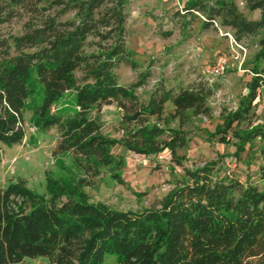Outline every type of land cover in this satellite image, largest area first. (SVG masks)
Listing matches in <instances>:
<instances>
[{"label":"trees","instance_id":"obj_1","mask_svg":"<svg viewBox=\"0 0 264 264\" xmlns=\"http://www.w3.org/2000/svg\"><path fill=\"white\" fill-rule=\"evenodd\" d=\"M239 1L248 11L259 10L258 19L247 18ZM126 3L0 0V22L14 9L38 15L27 18L20 34L0 40V143L23 140L24 112L30 111L38 129L56 128L53 163L66 173L47 170L42 194L21 178L0 188V264L34 257L50 264H103L107 253L116 256L114 264H264V184L219 178L207 164L184 169L157 203L140 210L94 203L83 190L103 168H120L111 152L116 143L144 155L164 149L174 154L186 143L188 111L210 112L203 86L159 85L140 100L135 89L146 77L118 83V64H132L124 41ZM184 10L201 14L204 27L228 28L237 42L257 37L247 93L222 117L214 132L221 134L246 118L264 87V0H186ZM111 103L122 110L118 140L101 132L99 111ZM171 121L178 126L170 127ZM233 132L239 146L264 137L261 127Z\"/></svg>","mask_w":264,"mask_h":264},{"label":"rangeland","instance_id":"obj_2","mask_svg":"<svg viewBox=\"0 0 264 264\" xmlns=\"http://www.w3.org/2000/svg\"><path fill=\"white\" fill-rule=\"evenodd\" d=\"M185 1L127 0L124 41L133 65L121 62L115 72L118 83L124 86L146 77L135 89L140 100H146L159 85L172 89L203 86L209 92L206 103L210 112L193 115L188 111L189 119L182 127L186 132V143L177 147L174 154L164 149L157 154L144 155L117 143L113 145L111 152L116 160H121L120 168L117 164L103 168L99 175L88 177L91 183L83 187L94 203L119 210L149 207L182 178L184 169L207 164L219 178L248 180L259 186L264 184L260 179V167L264 165V137H255L239 146V138L233 135L234 130L240 134L251 127L264 129V87L258 89L245 119L234 122L226 132L214 133L217 125L222 123V117L235 111L247 93L258 49L257 37H246L238 41L237 46L228 28L215 23L204 27L201 14H188L184 10ZM238 7L247 18L258 19L259 10L248 11L240 1ZM13 12L0 22V40L20 34L27 18L38 16L22 8ZM221 58L225 59L227 69L220 76H212L208 69ZM241 58L243 62L238 67ZM169 108L166 104L165 110ZM121 114L122 110L115 103L104 105L99 111L101 132L110 139L118 140L122 135ZM169 126L177 127L178 123L171 121ZM24 128L25 136L20 143L12 146L0 143V188L21 178L28 188L42 194L47 170L66 177L65 172L56 171L53 163L52 150L58 133L55 127L38 129L30 111L24 112ZM221 135L225 136L224 141L219 140ZM166 136L168 133L163 137ZM115 260L114 254L107 253L103 264H114ZM12 264L50 262L46 257H34Z\"/></svg>","mask_w":264,"mask_h":264},{"label":"built area","instance_id":"obj_3","mask_svg":"<svg viewBox=\"0 0 264 264\" xmlns=\"http://www.w3.org/2000/svg\"><path fill=\"white\" fill-rule=\"evenodd\" d=\"M241 2V1H240ZM243 3V2H241ZM217 25V23H215ZM228 36H231L229 33H227ZM231 39L233 40V42L238 46V42L231 36ZM239 47L244 50V48L242 46L239 45ZM240 55L236 56V59L239 58ZM243 62V59L241 58V60H238V67H241ZM227 69V64L225 59H219L211 68L208 69V72L212 75V76H220L222 75Z\"/></svg>","mask_w":264,"mask_h":264}]
</instances>
